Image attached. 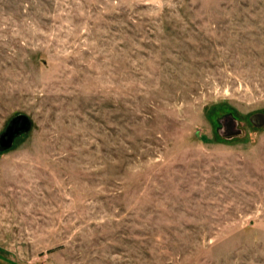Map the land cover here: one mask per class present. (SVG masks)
<instances>
[{"label":"rangeland","instance_id":"374dc122","mask_svg":"<svg viewBox=\"0 0 264 264\" xmlns=\"http://www.w3.org/2000/svg\"><path fill=\"white\" fill-rule=\"evenodd\" d=\"M264 0H0V264H264Z\"/></svg>","mask_w":264,"mask_h":264},{"label":"water","instance_id":"95a60500","mask_svg":"<svg viewBox=\"0 0 264 264\" xmlns=\"http://www.w3.org/2000/svg\"><path fill=\"white\" fill-rule=\"evenodd\" d=\"M249 120L257 127L264 126V113H253L250 115ZM30 128L31 120L26 114L19 113L13 116L0 134V151L10 148L14 143V139L28 132Z\"/></svg>","mask_w":264,"mask_h":264}]
</instances>
